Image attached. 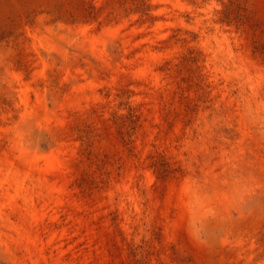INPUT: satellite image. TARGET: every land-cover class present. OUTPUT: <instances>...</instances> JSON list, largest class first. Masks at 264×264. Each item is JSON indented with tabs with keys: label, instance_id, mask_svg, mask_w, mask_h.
Returning a JSON list of instances; mask_svg holds the SVG:
<instances>
[{
	"label": "rangeland",
	"instance_id": "1",
	"mask_svg": "<svg viewBox=\"0 0 264 264\" xmlns=\"http://www.w3.org/2000/svg\"><path fill=\"white\" fill-rule=\"evenodd\" d=\"M0 264H264V0H0Z\"/></svg>",
	"mask_w": 264,
	"mask_h": 264
},
{
	"label": "bare ground",
	"instance_id": "2",
	"mask_svg": "<svg viewBox=\"0 0 264 264\" xmlns=\"http://www.w3.org/2000/svg\"><path fill=\"white\" fill-rule=\"evenodd\" d=\"M31 119V118H30ZM249 259V258H248Z\"/></svg>",
	"mask_w": 264,
	"mask_h": 264
}]
</instances>
